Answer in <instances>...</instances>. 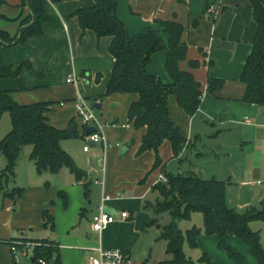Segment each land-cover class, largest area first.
I'll use <instances>...</instances> for the list:
<instances>
[{"label":"crops","instance_id":"0c3cea01","mask_svg":"<svg viewBox=\"0 0 264 264\" xmlns=\"http://www.w3.org/2000/svg\"><path fill=\"white\" fill-rule=\"evenodd\" d=\"M115 1L116 16L131 36L147 27L160 31L155 23L159 19L176 20L184 26L182 40L187 44V53L185 60L179 62V68L190 71L199 82L201 101L196 113L189 116L179 108L174 95L168 97L169 117L180 127L187 145L176 158L167 141L161 145L164 171L167 172L166 166L174 162L176 174L194 173L202 179L225 181L227 204L230 206L234 201L230 207L238 212L249 207L263 208L264 190L257 180L264 178V113L260 106L242 100L245 85L239 80L256 33L250 1L217 0L211 6L215 8L213 13L206 10L209 0ZM93 4L94 0L48 1L44 6L48 20L43 23L39 36L0 47V68L11 66L15 70L22 64H30L20 70L17 78H0V91H9L13 100L20 104L53 102L46 114L49 123L58 129H67L72 122L75 125L74 137L68 136L60 143L66 152H70L69 139L84 138L81 126L74 120L77 88L66 82L71 73L86 77L81 89L93 105H101L97 110L105 121L102 134L109 142L103 160L97 158L99 149L103 148L98 143H89L87 151L83 149L86 143L82 146L79 154L83 162L75 160L76 157L68 152L77 166L87 173L86 195L84 180H75L66 168L56 174L36 172L39 176L49 174L44 178L49 180L48 187H44L46 181L32 174L36 167L30 159L31 146L26 155L21 151L15 171L17 179L19 176L22 180L14 178L12 186L14 183L17 186L13 188L20 185L23 194L10 198L0 193V264H18L14 259L20 250L14 256L10 249L12 242L32 243L41 239L57 243L61 264H87L84 249L98 245L105 249H123L134 264H158L169 258L165 241L159 239V228L149 225L151 218L159 215L152 208H145V205L154 204L149 197L151 192H156L152 186L160 171L152 172L142 182L153 164L154 153L146 151L136 156L145 128L136 129L127 121L128 107L138 96L134 93L105 96L114 65L109 53L111 38H97L89 30L82 33L74 14ZM29 13L21 0H5L0 7V14L5 17L0 18V29L15 35ZM194 21L196 26H193ZM159 35L167 45L168 35L161 31ZM165 59V50L153 53L146 70L169 83ZM192 60L198 61L196 67L190 66ZM208 77L223 80L214 94L207 89ZM20 85L25 89H19ZM107 121L111 124L106 125ZM27 158L32 163H28ZM3 165L5 161L0 159V166ZM19 168H23L21 174ZM50 176L56 179L51 180ZM6 189L9 190L7 186ZM60 192L66 195V203ZM104 197L108 199L103 200ZM101 205L111 214L126 211L129 216L116 219L97 234L91 229V220ZM43 210L49 211L54 220L48 237L47 228L43 227ZM241 240L234 236L226 238L227 243L245 257L247 264H258L249 245L243 240L247 247ZM218 241L217 235L201 233L197 238V249L208 255L213 264L227 262L222 253L207 250V247L212 249V244L218 246ZM155 242L159 243L157 253L153 251ZM185 246L191 248L186 242L183 244L187 256ZM21 257L28 255L21 253ZM29 261L32 264L30 255Z\"/></svg>","mask_w":264,"mask_h":264},{"label":"trees","instance_id":"16d2710c","mask_svg":"<svg viewBox=\"0 0 264 264\" xmlns=\"http://www.w3.org/2000/svg\"><path fill=\"white\" fill-rule=\"evenodd\" d=\"M48 1L59 0H21L22 6L28 7V17L20 23L15 35L0 29V47L22 43L28 38L39 36L42 25L48 20L44 6ZM217 0H209L206 10ZM256 23V33L252 48L242 67L239 80L245 85L242 100L262 108L264 113V0H249ZM5 0H0V7ZM117 3L115 0H94L90 7H82L74 14L77 16L82 33L92 31L97 38L109 36L111 42L109 53L114 59L111 76L107 84L105 96L113 94L134 93L138 98L133 101L127 110V121L134 128H145L138 145L136 156L146 151L154 153L153 164L143 178L159 170L167 178L166 182H156L152 189L162 200L154 204L145 205L152 208L158 216L167 211L171 216L168 224L160 225L158 217L151 218L149 225L159 228V239L166 243L168 259L158 264H196L186 256L183 244L186 242L191 249L197 248V238L201 229L192 226L183 232L177 225V220H188L194 212L202 214L203 233L217 235L218 247L224 250L228 257L236 264H247L245 257L230 246L226 238L234 236L244 240L250 247L251 253L258 264H264V249L258 232L250 228L254 220L264 221V207L257 209L249 207L244 212H238L228 206L226 201V182L216 178L202 179L194 173L171 174L164 171L163 160L160 155L161 145L167 141L170 144L172 155L178 157L187 145L181 129L168 114V97L174 95L177 105L189 116H193L199 108L201 89L190 71L179 68V62L185 60L187 44L182 40L184 26L176 20H155L161 32L168 35L165 45L159 35V30L147 27L137 35L131 36L125 26L116 16ZM208 17L211 15L207 14ZM0 18H5L0 14ZM197 22H193L196 26ZM165 50V71L169 83L147 72L146 66L153 53ZM191 67H196L198 61H189ZM27 63L15 70L11 66L0 68V78H17L20 70L28 67ZM223 85V80L208 77L207 89L216 93ZM19 89H25L20 85ZM51 101L34 102L29 104L17 103L9 91H0V118L8 113L10 130L0 138V155L6 164L0 171V193L10 198L21 195L20 188L9 191L6 185L15 177V166L24 146L30 145V159L34 162L36 172L42 174L58 173L66 168L75 180L83 181L85 195L88 193V183L85 182L87 173L77 166L72 156L60 145L68 138L67 129H58L51 125L47 118ZM74 123H70V126ZM159 173V174H160ZM59 195L64 203L67 197L63 192ZM264 205V201L262 202ZM43 227L53 228L54 220L49 211L43 210ZM13 243V242H12ZM32 264H61L56 242L41 239L32 241ZM201 264H213L206 254L199 259ZM225 264V263H222Z\"/></svg>","mask_w":264,"mask_h":264},{"label":"built area","instance_id":"2783aa9c","mask_svg":"<svg viewBox=\"0 0 264 264\" xmlns=\"http://www.w3.org/2000/svg\"><path fill=\"white\" fill-rule=\"evenodd\" d=\"M209 13L215 11L214 7H209L207 10ZM87 81L84 76H77L75 73H71L67 76L66 82L73 84L75 86L85 83ZM74 110L78 118V123L83 128L84 126H92L95 128V131L83 136L86 140V145L83 147L84 151H87L89 148V141L96 142L101 144L103 149L106 150L109 146V142L105 139L102 134V126L99 124L97 117L95 115L96 108L94 107L92 101L83 97L80 93L78 97L74 100ZM62 104V103H61ZM126 127L129 125L126 124ZM167 178L164 174L160 173L156 182H166ZM257 184L261 186L264 190V178L257 180ZM108 199L104 197L103 200ZM129 215L126 211H122L120 214L114 215L109 212H106L101 205L97 214L93 215L91 220V229L93 232L100 234L110 223L114 222L116 219H125ZM17 246H21V249H18ZM33 243L31 242H13L10 249L13 255L20 250L23 255H30L31 259V249ZM87 256V264H134L131 257L123 249H105L100 245L95 247L85 248ZM41 264H44L42 259L39 260Z\"/></svg>","mask_w":264,"mask_h":264},{"label":"rangeland","instance_id":"374dc122","mask_svg":"<svg viewBox=\"0 0 264 264\" xmlns=\"http://www.w3.org/2000/svg\"><path fill=\"white\" fill-rule=\"evenodd\" d=\"M75 86V85H74ZM81 86H82V84H79V85H77V86H75L76 88H77V95H76V98L78 97V94L80 93L83 97H84V93H83V89H81ZM86 98V97H85ZM86 99H88V98H86ZM89 100V99H88ZM101 112V111H100ZM100 112H99V110H95V115H96V117H97V120H98V122H99V124L102 126V128H101V131H102V129H103V127H104V125H105V121H103L102 119H101V117H100ZM118 116V115H117ZM75 121H78V118H77V116H76V112H75V119H74ZM120 123H121V121H120ZM110 125L111 123H110V121H107V123H106V125ZM8 130H10V117H9V115H8V113H5L1 118H0V137L1 136H3L4 134H6V132H8ZM78 130H80V128L78 127ZM68 145H69V150H70V154H72V156H74V157H76L75 158V160H80V162H83V159H82V157H81V155L79 154V152H80V150L82 149V146L86 143V140L84 139V138H80V136L79 137H77V138H75V139H69L68 140ZM29 148H30V145H26V146H24L23 147V150H22V154H24V155H26V153H27V151L29 150ZM104 149L103 148H100L99 149V155H98V159H99V157L101 158L100 160H103V156H104ZM0 159H2L3 161H5V164H6V160H5V158L4 157H2V156H0ZM23 161V160H22ZM27 161H28V163H32V162H30V160H28V158H27ZM4 166V165H3ZM3 166H0V168L1 167H3ZM175 166H176V163H174L173 162V164L172 163H170L168 166H166V170H167V173H171V174H176L177 173V171H175L176 169H175ZM211 168V165H209V169ZM20 169V174H21V171H22V169L23 168H19ZM15 171V170H14ZM32 174L34 175V177H38V179H44L45 177H47V175H49V174H46V175H44V176H39V175H37L36 174V170L33 168V171H32ZM159 174H157L156 176H158ZM21 176V175H20ZM208 176H210V175H208ZM50 177H52L51 178V180H54V179H56V177L54 176H50ZM211 177V176H210ZM210 177H206V178H210ZM15 179H17V172L15 171V177H14ZM205 178V177H204ZM18 181H21L22 180V177H19L18 176V179H17ZM45 180V179H44ZM50 180V181H51ZM13 180H11V181H9L8 183H7V188H9V191H13L14 189H18V188H20L21 190H22V193H21V195L23 194V191H24V189L23 188H21V187H15V188H13V186H17V185H15V183H14V185L12 186V184H13V182H12ZM46 182H45V185H44V187H48V184H49V180H45ZM21 195H19V196H21ZM17 197H19L18 195H16ZM157 200H159V201H161L162 200V197L157 193V192H151V194H150V197H149V201L151 202V203H156V201ZM233 204H235L234 203V201H232V203H229V205L230 206H232ZM158 220H159V224H161V225H165V224H168L170 221H171V216H170V214L167 212V211H165V212H163V213H161L159 216H158ZM177 222V225H178V227L183 231V232H185L187 229H189V228H191L192 226H196L197 228H201V229H203V217H202V214L201 213H198V212H194V213H192L191 214V216H190V219H188V220H177L176 221ZM250 228L253 230V231H256V232H258V234H259V237H260V242H261V245H262V247H263V249H264V221L263 220H254V221H252L251 223H250ZM44 232H46V231H44ZM47 233H48V235H47V237L50 235V233H49V228H47ZM143 233H145V232H143ZM201 233H203V230H201ZM204 234V233H203ZM144 235V234H143ZM143 238H144V236H142V237H140V239H139V241H138V245H139V247L141 246V241L143 240ZM162 241V240H161ZM243 243H245L243 240H241ZM154 246H153V251L155 252V253H157V251H158V249H159V243L158 242H155L154 244H153ZM208 245H210V244H208ZM245 245H247L246 243H245ZM212 247V249H210V247H207L208 249L207 250H209V252H212V251H210V250H215V251H217L218 253H222L224 256H225V258H226V260H227V262H224L225 264H236L233 260H231L229 257H228V255H227V253L224 251V250H221L218 246H217V244L215 245V244H212L211 245ZM247 247H248V245H247ZM165 248H166V243H165ZM185 249H186V251H187V253H188V255L187 256H189L190 257V259L194 262V263H196V264H201L200 262H199V259H200V257L202 256V252H200L199 251V249H193V250H191V249H189V248H187L186 246H185ZM250 251V250H249ZM191 253V255H189ZM251 253V252H250ZM208 254V253H207ZM213 256V258L215 259L216 258V256L214 257V255H212ZM207 257H209L208 255H207ZM18 264H30V261H29V255H28V257H21V253L20 252H17V254H16V259H14Z\"/></svg>","mask_w":264,"mask_h":264},{"label":"water","instance_id":"95a60500","mask_svg":"<svg viewBox=\"0 0 264 264\" xmlns=\"http://www.w3.org/2000/svg\"><path fill=\"white\" fill-rule=\"evenodd\" d=\"M94 107L96 109H101V105L99 103L94 104ZM116 122H117V118L115 117L114 118V123H116ZM94 131H95V128L94 127H92V126H84L82 128V135L83 136H86V135H88V134H90V133H92ZM67 132H68V136L71 137V138H73L74 137V134H75V127L74 126L68 127ZM89 143H96V142L89 141Z\"/></svg>","mask_w":264,"mask_h":264}]
</instances>
